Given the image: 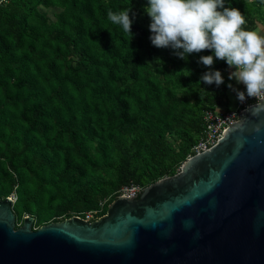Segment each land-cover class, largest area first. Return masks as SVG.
<instances>
[{
    "label": "trees",
    "instance_id": "16d2710c",
    "mask_svg": "<svg viewBox=\"0 0 264 264\" xmlns=\"http://www.w3.org/2000/svg\"><path fill=\"white\" fill-rule=\"evenodd\" d=\"M148 0L0 2V198L14 194L16 227L94 217L128 184L172 175L192 154L203 113L229 89L201 83L209 68L149 39ZM246 28L264 21V0H225ZM130 9L132 33L107 19ZM52 12L53 17L49 16Z\"/></svg>",
    "mask_w": 264,
    "mask_h": 264
},
{
    "label": "water",
    "instance_id": "95a60500",
    "mask_svg": "<svg viewBox=\"0 0 264 264\" xmlns=\"http://www.w3.org/2000/svg\"><path fill=\"white\" fill-rule=\"evenodd\" d=\"M13 203L0 198V264H264V106L93 220L16 227Z\"/></svg>",
    "mask_w": 264,
    "mask_h": 264
},
{
    "label": "clouds",
    "instance_id": "9594fccd",
    "mask_svg": "<svg viewBox=\"0 0 264 264\" xmlns=\"http://www.w3.org/2000/svg\"><path fill=\"white\" fill-rule=\"evenodd\" d=\"M251 3L253 0H246V6ZM145 12L151 20L149 39L155 47L171 48L181 59L210 50L211 55L199 57L198 63L209 68L202 74L201 83L223 84L222 72L212 66L216 60L225 61L229 69H234L229 80L235 79L246 89L229 83L236 98L242 103L255 98L264 106V34L245 27L247 20L240 9L225 7V0H148ZM107 19L133 35L130 9H109ZM260 111L258 106L254 114Z\"/></svg>",
    "mask_w": 264,
    "mask_h": 264
},
{
    "label": "built area",
    "instance_id": "2783aa9c",
    "mask_svg": "<svg viewBox=\"0 0 264 264\" xmlns=\"http://www.w3.org/2000/svg\"><path fill=\"white\" fill-rule=\"evenodd\" d=\"M254 103H257L255 98H247L243 103L237 99L236 105L233 109H206L203 113L204 128L197 142L192 147V154L206 150L214 145L217 142L222 130L237 120L238 113ZM192 154H189L188 157ZM141 190L142 187L138 184L124 185L119 189L118 196L136 197ZM11 197L15 201L14 194H11ZM82 218L90 221L97 217H94V211H87Z\"/></svg>",
    "mask_w": 264,
    "mask_h": 264
},
{
    "label": "rangeland",
    "instance_id": "374dc122",
    "mask_svg": "<svg viewBox=\"0 0 264 264\" xmlns=\"http://www.w3.org/2000/svg\"><path fill=\"white\" fill-rule=\"evenodd\" d=\"M49 16L53 17L52 12L49 13ZM232 85L234 88L237 86L236 84H235V86H234V84H232ZM236 102H237L236 94L232 88H229L226 92L225 101L220 104L221 106H217L216 110H224V109H229V108L233 109L236 105Z\"/></svg>",
    "mask_w": 264,
    "mask_h": 264
},
{
    "label": "crops",
    "instance_id": "0c3cea01",
    "mask_svg": "<svg viewBox=\"0 0 264 264\" xmlns=\"http://www.w3.org/2000/svg\"><path fill=\"white\" fill-rule=\"evenodd\" d=\"M254 30L260 32L261 34H264V21L258 22L257 23V26H256V28ZM233 70L234 69L227 68L226 71H225V73L229 76L230 71H233ZM232 84H234V86L236 84L237 86L235 88H237V89L246 90L245 89V86L243 84H238L235 79H232ZM235 94H236V92H235ZM218 106H221V105H218Z\"/></svg>",
    "mask_w": 264,
    "mask_h": 264
}]
</instances>
